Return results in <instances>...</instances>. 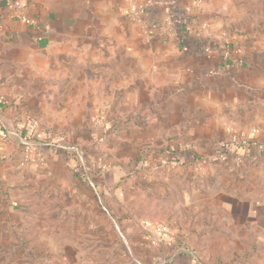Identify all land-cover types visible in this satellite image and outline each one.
<instances>
[{
	"label": "crops",
	"instance_id": "obj_1",
	"mask_svg": "<svg viewBox=\"0 0 264 264\" xmlns=\"http://www.w3.org/2000/svg\"><path fill=\"white\" fill-rule=\"evenodd\" d=\"M19 1L0 0V264H264V0Z\"/></svg>",
	"mask_w": 264,
	"mask_h": 264
},
{
	"label": "built area",
	"instance_id": "obj_2",
	"mask_svg": "<svg viewBox=\"0 0 264 264\" xmlns=\"http://www.w3.org/2000/svg\"><path fill=\"white\" fill-rule=\"evenodd\" d=\"M205 0H195V7H199L202 5V3H204ZM13 3L14 6L18 7V8H22V4L19 0H10L9 3ZM164 11H165V17H164V24L165 26H170L171 23H172V5L170 4H165L164 5ZM188 11H191L192 8H188L187 9ZM22 19L26 22H33L31 19H29L28 17L26 16H22ZM202 27L203 29H205L206 31L208 30V24L207 23H203L202 24ZM14 135H17V133L13 130H6L4 133H0V141L2 140H5L7 137H12ZM44 137L47 138L48 137V134L45 132L44 133ZM230 141L231 143L233 144V146H240V147H247V146H257L258 145V142H255L253 141L250 137L248 136H241V137H237V136H233L232 138H230ZM20 144H21V147H22V150H21V161H20V165H24L26 164L30 157H31V151H30V145H31V142L28 140V139H25V138H22L20 137ZM220 158V161L221 162H227L228 161V153L223 150L221 155L219 156ZM243 160V158L241 156H237L236 157V161L238 162H241ZM206 163V161H202L200 162L199 166H198V169H202L203 165ZM165 164V162H164ZM149 228V225H146V229ZM167 229V225L164 224V223H158V224H155L154 225V229L152 230V232H150L148 234V238L150 240V244L152 246H158L160 241L159 239L156 237V233H162L164 232L165 230Z\"/></svg>",
	"mask_w": 264,
	"mask_h": 264
},
{
	"label": "trees",
	"instance_id": "obj_3",
	"mask_svg": "<svg viewBox=\"0 0 264 264\" xmlns=\"http://www.w3.org/2000/svg\"><path fill=\"white\" fill-rule=\"evenodd\" d=\"M48 139H51L50 135H49ZM238 147L240 148V146H239V145H238ZM225 151H227V152L231 153L233 150L229 151V150L225 149Z\"/></svg>",
	"mask_w": 264,
	"mask_h": 264
}]
</instances>
